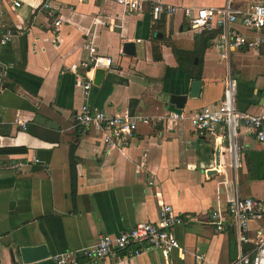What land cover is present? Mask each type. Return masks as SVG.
Returning a JSON list of instances; mask_svg holds the SVG:
<instances>
[{
	"label": "crops",
	"instance_id": "obj_1",
	"mask_svg": "<svg viewBox=\"0 0 264 264\" xmlns=\"http://www.w3.org/2000/svg\"><path fill=\"white\" fill-rule=\"evenodd\" d=\"M17 1L18 9L5 1L0 15V24L14 32L0 47V264H16L10 250L19 248L81 255L100 237L157 222L163 204L194 219L172 231L182 251L118 253L105 264H235L241 254H253L264 228V143L241 126L232 147L224 127L217 136H200L189 121L222 104L230 82L237 112H262L264 46L223 59L215 43L224 29L206 31L215 37L204 49V41L197 42L202 31L184 15L186 8L222 10L230 0H162L177 11L160 20L150 6L135 13L110 0H54L53 16L42 8L44 0ZM231 4L241 18L253 1ZM233 27L250 38L260 34L241 21ZM127 43L134 54L124 53ZM86 45L112 65L83 67L92 58ZM176 51L187 53L183 62L192 74L202 69L199 98L190 96L198 80L180 68ZM176 96L186 101L175 104ZM86 103L110 116L179 113L184 119L140 125L127 148L108 150L97 132L75 123ZM236 198L261 206L247 243L236 228L218 233L209 224L213 211L227 215Z\"/></svg>",
	"mask_w": 264,
	"mask_h": 264
},
{
	"label": "built area",
	"instance_id": "obj_2",
	"mask_svg": "<svg viewBox=\"0 0 264 264\" xmlns=\"http://www.w3.org/2000/svg\"><path fill=\"white\" fill-rule=\"evenodd\" d=\"M7 0H0L1 7ZM15 8L22 5L17 0H11ZM86 1V0H82ZM105 1V0H100ZM130 12L141 13L146 6H150L155 20H160L164 14L172 15L177 9L166 6L162 0H110ZM250 9L241 15L234 9L231 0L222 10L215 8H186L184 15L189 20L191 28L198 31H210L222 27L224 33L216 41L215 48L221 52V57L226 59L230 51L254 50L264 46V0H252ZM54 0H44L43 9L53 16ZM241 21L243 25L260 34L250 38L240 33L233 26ZM62 20L57 19L55 26L61 27ZM14 38V32L5 29L0 24V47L10 43ZM90 51L91 60L83 63L85 68H108L112 60L97 55L95 48L85 46ZM234 84L228 85L225 101L217 106L204 107L189 117V121L195 133L200 136H217L220 127H224L226 137L230 139L232 147H236L235 139L241 126L247 128L250 133L257 136L258 140L264 143V101L262 112L259 114H247L236 111L234 105ZM92 83L89 80L84 84L85 96L89 97ZM75 123L84 130H94L101 136L106 149L123 150L127 148L134 138L135 132L140 125L158 124L165 119L179 121L184 115L169 113L167 116L153 118L149 116L133 115L130 112L110 116L106 112L90 107L88 103L82 106L75 114ZM16 122L27 129L26 124L21 122L19 114H16ZM261 206L253 199L236 198L230 202L225 215L220 210L210 214L209 224L216 232H225L228 228H236L241 243L249 241L247 233L254 214ZM228 218V219H227ZM194 219L191 216H179L170 205L163 204L159 211L158 221L153 223L137 224L131 230L122 232L116 237H100L95 246L87 248L81 255L62 253L50 257L56 264H105L106 259L115 258L118 253H125L130 256H139L146 251H160L165 257L170 256L174 251H182L179 241L172 235V231L181 225L190 224ZM203 259V257H198ZM235 264H264V228L259 231L256 250L253 254H241Z\"/></svg>",
	"mask_w": 264,
	"mask_h": 264
},
{
	"label": "water",
	"instance_id": "obj_3",
	"mask_svg": "<svg viewBox=\"0 0 264 264\" xmlns=\"http://www.w3.org/2000/svg\"><path fill=\"white\" fill-rule=\"evenodd\" d=\"M124 53L128 55L134 54V44L133 43H127L124 46ZM98 74L104 73V69H98ZM100 76L97 78V85L99 84ZM202 92V82L201 81H193L191 93V98H199ZM183 99V101H186V97H174L172 102L175 104H180V100ZM264 101V100H263ZM220 162V153L217 150L216 151V164H219ZM216 171H209L208 175L212 176L215 175ZM39 252V254H38ZM11 257L13 259V262L18 264H56L53 260L50 259L49 254L44 255L41 254V248L40 249H30V248H19L17 251V254H15L14 250H10ZM16 255H18V259L16 258ZM0 256H1V250H0Z\"/></svg>",
	"mask_w": 264,
	"mask_h": 264
},
{
	"label": "trees",
	"instance_id": "obj_4",
	"mask_svg": "<svg viewBox=\"0 0 264 264\" xmlns=\"http://www.w3.org/2000/svg\"><path fill=\"white\" fill-rule=\"evenodd\" d=\"M214 37H215L214 33L212 34V33L206 32V31H202V33L197 36V42L199 43L200 41H204V44H206L204 49H206L207 47H209L210 42L214 39ZM176 54H177V57H178V60L180 63V68L184 69L187 73H189L190 75L195 77L198 81H200L202 78V69L200 68L199 72H197L196 74H192L191 71L188 69V67L185 65V63L183 62L187 53L182 52V51H180V52L176 51ZM198 57L200 58V63H199V65H200L202 56H198ZM190 68L193 69L192 66H190Z\"/></svg>",
	"mask_w": 264,
	"mask_h": 264
}]
</instances>
